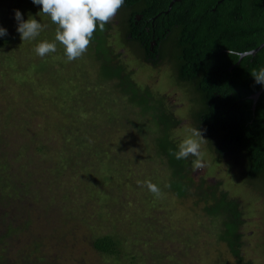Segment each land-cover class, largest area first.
Returning <instances> with one entry per match:
<instances>
[{
	"label": "rangeland",
	"instance_id": "374dc122",
	"mask_svg": "<svg viewBox=\"0 0 264 264\" xmlns=\"http://www.w3.org/2000/svg\"><path fill=\"white\" fill-rule=\"evenodd\" d=\"M62 2L0 0V35L9 37L0 47V176L13 186L24 181L15 192L38 214L21 237L43 232L42 250L61 264H237L219 238L222 221L198 196L168 189L165 158L155 153L145 118L114 80L98 77ZM114 15L106 18L116 25ZM114 27L119 58L180 120L174 136L193 156V178L220 184L239 201L243 261L264 264V185L245 177L238 158H216L195 129L190 88L176 80L173 65L138 59ZM105 234L119 239V257L92 246Z\"/></svg>",
	"mask_w": 264,
	"mask_h": 264
},
{
	"label": "trees",
	"instance_id": "16d2710c",
	"mask_svg": "<svg viewBox=\"0 0 264 264\" xmlns=\"http://www.w3.org/2000/svg\"><path fill=\"white\" fill-rule=\"evenodd\" d=\"M170 1L67 0L65 6L66 15H75L82 30L87 54L96 60L98 77L114 80L121 95L145 118L153 149L165 158L168 189L179 197L198 196L204 202V211L222 221L219 238L236 256L237 264H246L241 253L243 213L239 201L220 189V184L193 178V156L184 153L174 136L180 120L162 94L135 80L134 72L116 52L111 30L117 26L123 42L144 61L149 59L151 40H156L160 60L171 63L176 80L190 88L195 129L209 141L217 159L238 158L245 177L261 189L264 90L255 108L250 95L264 87V46L241 59L240 53L264 41V0H177L168 9ZM111 10L116 25L106 18ZM8 38L0 35V47L7 44ZM62 48L65 52L67 44ZM78 138L77 146L83 143ZM19 181L13 186L12 179L4 176L2 181L0 176V264H61L42 250L43 232L35 238L21 237L31 229L38 214L33 217L28 199L16 194L15 188L25 186L24 181L18 185ZM91 243L108 256L117 258L122 253L119 239L110 234L96 236Z\"/></svg>",
	"mask_w": 264,
	"mask_h": 264
},
{
	"label": "water",
	"instance_id": "95a60500",
	"mask_svg": "<svg viewBox=\"0 0 264 264\" xmlns=\"http://www.w3.org/2000/svg\"><path fill=\"white\" fill-rule=\"evenodd\" d=\"M177 1V0H171L170 3H169V7L168 9H170V7L172 6V4ZM264 46V41L258 45L257 47H255L254 49L252 50H249V51H245V52H241L240 53V59L242 58V56L246 55V54H255L259 49H261L262 47ZM264 90V87H262L261 89H259L258 91L252 93L250 95V97L253 99V108H255V103L260 95V93Z\"/></svg>",
	"mask_w": 264,
	"mask_h": 264
},
{
	"label": "flooded vegetation",
	"instance_id": "af4514ba",
	"mask_svg": "<svg viewBox=\"0 0 264 264\" xmlns=\"http://www.w3.org/2000/svg\"><path fill=\"white\" fill-rule=\"evenodd\" d=\"M138 19H141V15L140 16H137ZM157 44L156 40H151V51L150 53L148 54V60H145V63H150L152 66H154L155 64L159 63L162 64L163 62H167V61H164L163 59L160 60L159 58V53L156 51L155 49V45ZM144 61V60H143ZM159 61V62H157ZM138 82V81H137ZM139 83V82H138ZM140 84V83H139ZM143 85V84H141ZM146 86V85H145Z\"/></svg>",
	"mask_w": 264,
	"mask_h": 264
}]
</instances>
